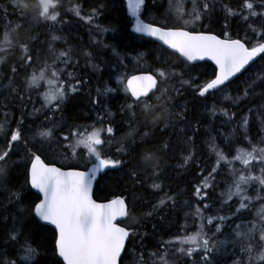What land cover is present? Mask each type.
Returning <instances> with one entry per match:
<instances>
[{"label":"trees","instance_id":"16d2710c","mask_svg":"<svg viewBox=\"0 0 264 264\" xmlns=\"http://www.w3.org/2000/svg\"><path fill=\"white\" fill-rule=\"evenodd\" d=\"M149 2L151 4L149 12L142 16V19L158 25L166 24L167 27L179 26L178 20L170 11L169 0H149ZM62 3L66 7L79 3L81 16L89 15L93 9H100V14L89 23L71 11L61 9L62 19L66 22L57 25L53 32L61 39L52 41L49 28L43 21L37 20L29 24L27 17L19 18V10L10 6L12 0H0V5L8 8L7 14L0 12V28L23 25L18 33L12 35L19 41H32L30 47L33 49L34 61H52L51 55L46 57L50 52L49 45L56 52L71 49L72 62L67 66L58 62L57 66L64 70L62 79L72 83L81 81L77 84L79 90L70 94L60 110L53 112L44 106L42 91L30 90L26 87L27 76L33 68L38 67L37 64L27 70L20 69L15 74L14 86L17 92H12L7 87L12 76L10 68L1 66L0 122L5 119L3 113L9 115L5 132L0 133V147L5 145L6 134L14 130L22 116L25 133H31L35 129H54L56 139L51 142L54 149H60V137L67 134L69 128L73 126L95 124L101 127L110 124L115 130V136L112 138L115 139V143L113 142L112 147L105 153L114 159H125L117 149L121 139L130 130V125L135 123L126 110V105L133 99L126 90V78L141 71L155 74V70L160 67H171L176 72H183L184 79L193 80L191 86L182 84L179 78H173L164 85L159 84L156 91L158 95L161 87H167L172 95L168 104L172 110L170 127L163 133L157 129L149 138L152 142L146 141L142 146L137 147L136 152L128 158L130 163L126 167L120 170L109 169L103 173L97 181L95 197L105 200L120 194L129 199L134 198L136 201V210L132 215L139 222V226L135 225L139 237L127 243L121 258L122 264H126L129 260L128 247L135 253L136 258L138 255L137 260L132 264H141L138 260H141L142 253L144 261L149 262L150 254L160 250L164 241L177 234L195 232L200 223L199 218L193 215L197 205L205 215L210 213L231 216V219L225 222L223 230L215 234L217 245L211 257L212 264H236L237 261L240 264H247L246 254L242 252L240 242L234 234L235 225L241 224L242 221L247 223L257 220L256 211L264 200H254L241 215H232L234 207L238 206L237 198L234 197L228 204H224L221 198V193L227 190L232 180L230 170L224 166L218 170L213 188L207 190L208 197L203 201L195 195L194 189L201 181V172L206 174L215 164V155L209 149L213 138L219 148L229 153V158L235 155L236 148H248L249 145L243 139L244 129L240 127L245 116L249 117L247 134L252 138L253 143L264 138V83L258 82L248 97L243 96V89L247 87L250 79L254 78L256 72L264 70V60L258 57L242 74L233 79L228 94L234 98L239 97L235 102L226 99L223 93L214 95L210 93L200 97L196 84H203L214 77L216 68L213 63L210 61L189 63L157 41L135 33L133 31L135 19L130 15L125 0H62ZM241 3L242 0H215V12L202 22V26L197 25L196 29L224 35V25L227 24V32L232 37L242 38L245 34L252 37L254 34L249 24L253 21H244L241 16L226 18L222 8L227 4L233 9L242 11ZM262 23L264 21L257 19L254 25L259 26ZM104 29L108 31H103ZM36 36L39 39H33ZM141 53L143 56L140 55ZM20 56V51L15 50L7 56L6 65L16 64ZM67 73H72V76L69 77ZM121 80L124 82L120 83ZM172 87L179 89L180 94L174 93ZM96 100L99 103H95ZM213 106L216 108L215 114L212 112ZM34 109L39 111L34 112ZM221 109L227 110L231 118L225 116ZM137 112L139 115V110ZM180 113H183L184 119H180ZM159 115L167 119L164 113ZM98 116L102 117V121L98 120ZM157 123L162 126L163 120ZM147 130L141 123L139 131L142 133ZM29 140L30 143L35 144L33 151L42 154L45 159L67 166L83 164L80 161L82 148L78 150L76 158L65 159V157L60 158L61 153L57 151L48 155L38 141L31 138ZM165 141L169 145L167 151L159 149V145ZM143 150L156 151L160 157L159 164L162 171L159 182L162 188L159 191L150 187L153 182L151 177L135 186H133L134 181L129 177L130 169L143 167L140 158ZM189 152L194 153L192 161L181 167L183 157ZM13 160L19 163L9 165L6 177H0V264L9 260L15 261L16 264H29L19 258L20 245L24 240H27L39 253L35 264H58V261L62 264V260L53 253V228L38 221L29 211L39 195L25 183V166L29 167L26 154L21 149L18 155L13 156ZM235 166L242 167L238 161ZM254 174L259 175L258 169L254 170ZM258 188L259 186L254 183L248 189V195L255 196ZM12 191L20 193L19 202H10ZM166 194L175 196V206L162 208L153 216L146 217L145 213L151 206ZM261 195H264V190H261ZM204 204H208L209 207L204 209ZM129 222L130 220L128 224ZM13 230L21 233L19 241L15 243L8 239V233ZM205 230L212 235L213 226L207 225ZM202 255L201 252H196L191 257L182 255L174 264H203ZM175 257L176 254L171 256V258Z\"/></svg>","mask_w":264,"mask_h":264},{"label":"snow or ice","instance_id":"6c2138e0","mask_svg":"<svg viewBox=\"0 0 264 264\" xmlns=\"http://www.w3.org/2000/svg\"><path fill=\"white\" fill-rule=\"evenodd\" d=\"M190 2L191 7L186 8V3ZM170 11L173 12L178 20V27H167L146 23L142 16L147 15L151 4L149 0H127V7L130 15L135 19L133 31L144 36L155 37L162 41L168 48L174 50L187 62L204 60L206 57L215 62L218 71L214 78L203 84H196V89L200 97L208 94L223 93L225 98L235 102L239 97H232L228 94L230 85L234 82L233 78L242 74L252 62L259 57L264 60V23L255 26L254 22L258 19L264 21V2L257 0H242L238 11L227 4L222 6L226 18L231 16H241L244 21H253L249 24L251 32L254 34L249 37L245 34L242 38H232L227 32V24L224 25V39L211 32L197 31V25L202 26V22L209 18L216 10L215 0H169ZM18 9L19 18L31 17L33 21H43L49 28V35L52 41L61 39L53 32L57 25L65 23L61 16V9L73 12L77 17L86 19L89 23L100 14V9H93L87 16H81L79 3L66 7L62 0H12L10 5ZM0 12L7 14L8 8L0 5ZM247 14L244 15L243 13ZM23 25L5 26L0 28V66L10 68L12 76L9 78L7 87L12 92H17L14 86L15 74L20 69L27 70L33 68L34 64L38 67L33 68L27 77L28 89H39L41 84L47 86L42 93L44 106L55 112L61 109V105L72 93L79 89L77 84L81 81L72 83L62 79L64 70L58 68V62L65 66L71 63V49L56 52L49 45V51L53 53L51 62L34 61L32 43L29 41H19L14 39L13 33H18ZM191 30H188V29ZM103 31H108L104 29ZM33 39H39L38 36ZM19 50L20 59L16 64L6 65L7 56ZM143 56V53L140 54ZM69 77L72 73H67ZM185 73L176 72L171 67H160L155 70V74L148 73L143 75H133L127 80V89L131 91L132 102L126 105V110L130 113V119L135 123L130 125V130L119 142L117 151L125 157L113 158L104 151V146H110L112 138L115 136L114 128L109 125L97 127L92 125H78L69 128L67 134L60 137V147L65 150V159L76 158L78 150L86 149V157L91 168L87 171L78 170L73 167L64 170L57 167L54 163H46L42 159V154L33 151L35 144L30 143L29 137L24 131V117L22 116L14 130L8 132L5 137V145L0 147V177H6L9 165L18 164L13 160V156L19 154L22 149L26 154L27 163L25 166V183L32 189L37 190L42 196H38L33 202L29 211L38 221L46 225L54 226V246L53 253L58 258H62V264H122L121 255L125 251L126 243L134 239L137 235V228L128 224V220L133 221L139 226V222L132 215L136 210L135 199L124 196H117L107 203H97L92 197L93 182L97 179V174L104 169H123L129 163L130 158L137 147L142 146L146 141L152 142L149 138L158 129L161 133L170 127L172 110L168 104L172 98L167 87H161L159 94L154 91L157 89L158 78L161 85H164L173 78H179L182 84L192 85V79H184ZM123 83L124 81H119ZM264 83V70L255 73L254 78L250 79L247 87L243 89V96L248 97L250 91H254L257 83ZM112 91V89H106ZM172 91L180 94L179 89L173 88ZM99 92V90H98ZM149 93L152 96H149ZM153 97L155 98L153 100ZM23 99V97H19ZM30 99V97H29ZM95 103H99L98 100ZM137 110H139V115ZM35 111H39L34 109ZM213 114L216 112L215 106L212 108ZM225 116L229 113L221 109ZM159 113H164L167 119L162 118ZM5 119L0 122V133L5 132L8 124V113H3ZM234 115V114H233ZM180 119H184L183 113L179 114ZM231 118V116H229ZM102 121V117L98 116ZM163 120L162 126L157 121ZM141 123L147 131L140 132ZM249 117L242 119L240 127L244 129L243 139L249 145L248 148L238 147L235 155L229 158V153L219 148L213 138L209 145L210 151L215 155V164L205 174L201 172V181L195 186V195L204 200L208 197V189L213 188V183L221 170L222 166L230 170L232 177L227 190L221 193L224 204H228L237 198L238 206L234 207L232 215L239 216L243 210L248 209L254 200H264L261 190H264V138L259 142L253 143L252 138L247 134ZM36 135L41 139L38 141L41 147L44 144L51 145L56 139L53 128L38 130ZM35 136L32 140H35ZM191 137H189V140ZM168 143L165 141L159 145V149L167 151ZM231 151V145H229ZM193 152H189L183 157L181 167L186 166L192 161ZM143 167L132 168L129 177L134 181V185L144 183L150 177L153 182L150 187L154 190H161L159 182L161 175L160 157L156 151L143 150L141 153ZM242 167L237 168L236 162ZM259 171V175L254 174V170ZM256 184L259 188L255 196L248 195V189ZM10 202H19L21 195L12 191L9 197ZM176 198L174 195H165L151 206L145 213L146 217L153 216L160 209L174 207ZM208 204H204L207 209ZM193 215L200 220L198 229L191 234H177L173 238L164 241L161 249L152 252L149 256L150 264H173L172 255L180 254L191 257L196 252L203 255V264H212V254L216 249L217 241L214 237L216 233L223 230L225 222L231 219L228 215H208L199 205L194 209ZM257 220L236 224L234 234L240 242L242 252L246 254L247 264H264V203L256 211ZM121 223H117V220ZM207 225L213 226L212 235L205 230ZM21 233L13 230L8 233V239L18 242ZM20 260L35 264L36 257L39 255L37 249L27 240L20 245ZM141 255V264H149ZM4 264H16L15 261H5ZM59 264V261H58ZM236 264H240L239 261Z\"/></svg>","mask_w":264,"mask_h":264},{"label":"rangeland","instance_id":"374dc122","mask_svg":"<svg viewBox=\"0 0 264 264\" xmlns=\"http://www.w3.org/2000/svg\"><path fill=\"white\" fill-rule=\"evenodd\" d=\"M191 7V4H190V2H188V3H186V8H190ZM30 17V16H29ZM29 17H27V21H28V23L29 24H32L33 22L35 23L36 21H33L31 18H29ZM29 18V19H28ZM52 56L53 57V53L52 52H49V53H47V56L46 57H49V56ZM0 56H4V53H0ZM61 67H63V65L61 66ZM0 69H1V66H0ZM31 74V73H30ZM30 74L27 76V77H29L30 76ZM27 87V86H26ZM28 88V87H27ZM46 88H47V86L45 85V84H41V87L39 88V89H36V90H39V91H42L41 92V94L46 90ZM173 88V87H172ZM169 92H170V90H169ZM43 97V96H42ZM52 124V123H51ZM100 126V125H99ZM52 127V126H51ZM38 130H41V129H35V130H33V132H31V133H26V135L29 137V138H31L32 139V137L33 136H35L36 138H35V140L36 141H39L41 138L38 136V135H36V133H37V131ZM113 142L115 143V139H112V142H111V145L110 146H104V151L105 152H107L111 147H112V144H113ZM43 150L49 155V154H51V152H54V151H57V152H59V153H61V157L60 158H63V157H65V155H67V154H65V150H63V148H61L60 147V149H54V145L52 146V145H50L49 146V144H44L43 145ZM83 149V148H82ZM84 150H86V149H84ZM70 157V156H69ZM208 215H211L210 213H207L205 216H208ZM131 223L134 225V223H133V221H131ZM143 254V253H142ZM177 255V257H175V258H171L172 259V261H173V264H174V262H175V260L178 258V257H181L182 255H180V254H176ZM128 257H129V260H130V262H129V260H128V262L126 263V264H132V262L133 261H135V260H137V258H138V255H137V258H136V256H135V253H133L132 251H130L129 252V255H128ZM136 258V259H135ZM140 258H141V256H140ZM139 261V263H141V260H138Z\"/></svg>","mask_w":264,"mask_h":264},{"label":"water","instance_id":"95a60500","mask_svg":"<svg viewBox=\"0 0 264 264\" xmlns=\"http://www.w3.org/2000/svg\"><path fill=\"white\" fill-rule=\"evenodd\" d=\"M146 23H148L147 21H145ZM156 25H158V24H156ZM173 28H175V27H173ZM188 30H190V29H188ZM205 32H210V31H205ZM212 34H215V35H218L217 33H214V32H211ZM144 36V35H143ZM218 36H220V38L221 39H224L225 37L224 36H221V35H218ZM146 37H149V36H146ZM149 38H151V39H153V40H155V41H157L158 43H160V44H162L165 48H167L168 50H170V51H172V52H174V50H172V49H170V48H168V46L167 45H164L163 44V42L162 41H160V40H158L157 38H155V37H149ZM178 54V53H177ZM179 55V54H178ZM258 58V57H257ZM257 58L254 60V61H256L257 60ZM201 61H210V62H212L214 65H215V62L214 61H212V60H210V59H208L207 57L204 59V60H198V61H195V62H189V63H197V62H201ZM253 61V62H254ZM252 62V63H253ZM215 67H216V65H215ZM218 71V69L216 68V72ZM148 73H152V72H148V71H142V72H137V73H135V74H131V75H129L128 77H127V79H126V85H127V80L128 79H130L133 75H143V74H148ZM154 74V73H153ZM238 75H240V74H238ZM237 75V76H238ZM214 78V77H213ZM212 78V79H213ZM236 77H234L233 79H235ZM157 86H158V83H157ZM154 91H156V90H154ZM129 92H130V94H131V91L129 90ZM151 93H149V95H150ZM57 167H61V166H59V165H57V164H55ZM29 167H30V165H29ZM64 170H69V169H71V168H73V167H62ZM75 168H77L78 170H82V171H87L88 169H90L91 168V164L86 168V169H83V168H78V167H75ZM108 169H104V170H102V172H100V173H98L97 174V179L93 182V187H92V197H93V199L94 200H96L95 198H94V189H95V185H96V182H97V180L99 179V177H100V174L101 173H103V172H105V171H107ZM36 193H38L37 192V190H35V189H33ZM39 194V193H38ZM40 196H42V194H39ZM117 196H121V195H117ZM116 196V197H117ZM115 197V198H116ZM112 200V199H111ZM97 201V203H107V202H109L110 200H107V201H98V200H96ZM117 221H119V219L117 220ZM42 223H44V222H42ZM45 224V223H44ZM49 226H51V227H53L54 228V226H52V225H49ZM121 226H123V225H121ZM127 244V243H126ZM124 253V252H123ZM122 253V254H123ZM122 256V255H121ZM62 259V258H61Z\"/></svg>","mask_w":264,"mask_h":264}]
</instances>
